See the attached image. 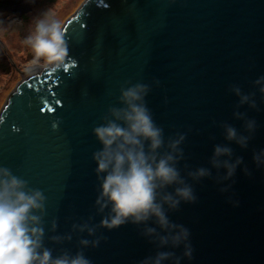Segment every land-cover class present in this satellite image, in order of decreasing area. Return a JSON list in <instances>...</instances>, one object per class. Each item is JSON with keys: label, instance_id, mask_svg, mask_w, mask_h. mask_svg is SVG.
<instances>
[{"label": "water", "instance_id": "1", "mask_svg": "<svg viewBox=\"0 0 264 264\" xmlns=\"http://www.w3.org/2000/svg\"><path fill=\"white\" fill-rule=\"evenodd\" d=\"M62 27L64 65L55 72L33 67L0 111V166L45 195L44 245L53 255L74 253L87 233L72 225L99 224L92 155L101 145L92 129L120 106L121 86L145 83L147 106L165 140L185 134L182 175L211 168L216 144L244 161L227 192L220 188L231 181H218L223 169H211V177L192 182L196 202L169 212L191 232L193 260L182 264H264V169L252 160L264 148V101L252 84L264 75V0H83ZM234 84L256 93V109L238 106L229 90ZM236 111L258 125L246 149L224 138V124L247 134ZM237 200L238 206L230 202ZM142 229L97 228L96 236L106 239L85 255L93 264H138L157 250ZM68 233L71 241L50 239Z\"/></svg>", "mask_w": 264, "mask_h": 264}, {"label": "clouds", "instance_id": "2", "mask_svg": "<svg viewBox=\"0 0 264 264\" xmlns=\"http://www.w3.org/2000/svg\"><path fill=\"white\" fill-rule=\"evenodd\" d=\"M25 43L34 52L32 64L53 72L64 65L68 56L62 23L50 11L34 18ZM252 84L264 101V75L258 76ZM229 90L238 97V106L247 104L252 109L257 108L255 92L245 93L235 84L230 85ZM150 91V85L145 83L121 86L120 106L110 107L102 117L103 122L92 129L101 145L92 155L99 182L95 208L100 220L99 224L72 225V231L93 237H81L80 247L74 253L61 250L53 255V250L44 245L45 195L13 174L10 168L0 166V264H93L84 249L99 247L101 240L106 239L96 236L97 228L111 231L126 224L142 225L140 234L157 249L154 255L145 256L138 264H182L184 260H193L191 232L185 225L172 221L169 212L178 210L182 203L196 202L192 182L211 177V169L218 173L223 169L218 181H231L220 188L222 193L227 192L235 182L237 169L244 164L243 157L233 159L231 147L216 144L209 160L211 168L199 167L182 175L178 164L184 158L180 146L185 134L177 133L165 140L163 128L156 124L147 106ZM233 115L244 122L247 134L224 124V138L246 149L257 130V122L239 111ZM56 126L53 124V128ZM252 160L257 169H264V148L253 151ZM241 170L246 176L251 175L247 166ZM230 202L233 206L239 204L238 200ZM55 227L53 222L52 229ZM50 239L60 243L71 241L72 235H54ZM177 249L181 250L179 255Z\"/></svg>", "mask_w": 264, "mask_h": 264}, {"label": "rangeland", "instance_id": "3", "mask_svg": "<svg viewBox=\"0 0 264 264\" xmlns=\"http://www.w3.org/2000/svg\"><path fill=\"white\" fill-rule=\"evenodd\" d=\"M11 1L13 4L10 5H14L15 13L11 10L0 13L2 19L0 21V111L16 84L28 73L34 72L31 70L33 67L39 66L32 64L35 55L31 47L25 43L26 36L34 26V18L50 11L63 25L83 2V0H58L52 5L49 4L51 2H43L46 0ZM20 15L27 19H21Z\"/></svg>", "mask_w": 264, "mask_h": 264}, {"label": "trees", "instance_id": "4", "mask_svg": "<svg viewBox=\"0 0 264 264\" xmlns=\"http://www.w3.org/2000/svg\"><path fill=\"white\" fill-rule=\"evenodd\" d=\"M55 1H58V0H46V1H43V2H46V3H48V2H51V3H49V4H52L53 5V3L55 2ZM13 4V1H11V0H0V13L3 11L4 12V10H6V11H12V12H14L13 11V8H14V5H10V4ZM15 13V12H14ZM20 16H22V18L21 19H23V20H26L27 19V17H24L23 15H20ZM2 19H0V21H1ZM1 24V23H0ZM3 36V35H2ZM6 46V45H5ZM27 47H29L28 45H27ZM8 56H9V54H8ZM0 57H1V52H0ZM5 62V61H4ZM4 65V64H3Z\"/></svg>", "mask_w": 264, "mask_h": 264}]
</instances>
